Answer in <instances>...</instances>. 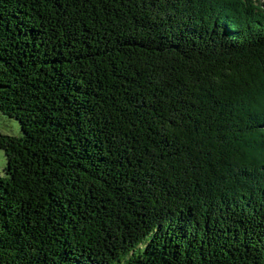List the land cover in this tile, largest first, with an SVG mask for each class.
<instances>
[{
    "label": "trees",
    "instance_id": "obj_1",
    "mask_svg": "<svg viewBox=\"0 0 264 264\" xmlns=\"http://www.w3.org/2000/svg\"><path fill=\"white\" fill-rule=\"evenodd\" d=\"M260 2L0 0V264H264Z\"/></svg>",
    "mask_w": 264,
    "mask_h": 264
},
{
    "label": "rangeland",
    "instance_id": "obj_2",
    "mask_svg": "<svg viewBox=\"0 0 264 264\" xmlns=\"http://www.w3.org/2000/svg\"><path fill=\"white\" fill-rule=\"evenodd\" d=\"M264 2V0H260ZM263 4V3H262ZM250 106L252 107V103H250ZM247 106H244L246 108ZM264 106L261 108V112L264 111ZM253 108V107H252ZM259 109V107H258ZM0 132L4 134L14 135V136H20L21 135V127L20 125L13 119H10L8 117H5L3 115H0ZM252 141L250 140V143ZM6 157L4 152L0 149V172H3L5 166H6Z\"/></svg>",
    "mask_w": 264,
    "mask_h": 264
}]
</instances>
